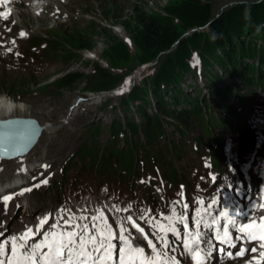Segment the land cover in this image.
Here are the masks:
<instances>
[{
  "label": "rangeland",
  "instance_id": "1",
  "mask_svg": "<svg viewBox=\"0 0 264 264\" xmlns=\"http://www.w3.org/2000/svg\"><path fill=\"white\" fill-rule=\"evenodd\" d=\"M61 3V7L58 9L61 11L60 18L49 17V15L37 18L32 12L21 13L20 18L25 22V26L34 30L35 37L49 38L54 37L53 34H55L66 42V45L73 47L78 55L71 60L60 58L55 63L56 58H50L47 61L44 59V52H40L37 65L29 66L26 70H8L7 68L3 71L0 70V97L5 96L21 103L29 109L27 111L30 115L32 114L45 124L51 125V128L44 133L36 150L26 159L33 163L37 158L50 159L54 162L56 169H60L76 149L89 139V133L86 131L89 125L98 122L101 124L102 131L99 136H96L101 143L111 137L110 125L114 117L111 111L114 110V105L116 107L115 117L118 116L122 122L127 124V122L137 121L143 125L144 118L136 108L139 102L134 104L135 112L125 113L122 107V98H120L121 94L112 96L109 93H113V91L120 93L126 88L140 85L145 78L148 79L159 67L163 56L171 53L173 48L174 50L178 48L182 38L192 36L202 39L205 31L201 30L209 27L210 20L213 19L212 16L218 17L225 12L234 14L235 16L229 23L232 25L237 20L249 21L253 17L252 14L264 18V0H215L211 17L199 24L192 23L200 16L203 6L199 3L192 4L190 0H62ZM130 5L160 12L166 17L169 26L176 25L172 33L174 36H180V39L163 52H149L144 46L141 31L133 28L135 32L130 34L121 25L112 26L111 21L106 18L107 12L112 17L115 6H117L116 13H129ZM66 15H68L67 18ZM56 19H59L60 22H57ZM92 20L94 24L98 25V28L94 30L98 34L94 36V49L90 51L83 49L75 40L74 37L77 34L74 29L77 28L78 32H90L89 25L92 24ZM113 20L114 22L119 21ZM196 31L199 32L195 34ZM43 41L45 40L42 39L41 42ZM45 53L47 54V49ZM216 70L225 74L222 67L216 66ZM78 75L81 77L79 81L75 79ZM114 82L118 84L112 89L90 90ZM188 82H191L192 85L195 83L202 85V87L205 84L204 78H200V76L196 78L190 75ZM186 84L187 81L184 83V88H187ZM91 96L96 98L89 100L88 97ZM78 97L85 98L86 102L82 103L83 106L80 104L75 108V111H72L69 107ZM157 109L159 110L157 105L150 104L147 107L149 113ZM62 121H66V123L63 124ZM126 127L129 129L128 125ZM168 129L171 131L173 127L170 126ZM201 132L199 127L195 128L192 136L201 135ZM141 134L145 141L143 128ZM172 137L177 139L179 133L173 134ZM185 141L191 143L192 148L194 147L195 141L191 136H187ZM117 145L125 146L123 137L119 138ZM184 148L187 149L185 158L177 157L175 159V156L171 158L168 152L166 154H168L167 159L169 157L172 159L174 167L179 173L182 172V166H185V173L188 175L194 164L200 165L203 161L207 149L200 146L198 153L196 148L194 150L188 146ZM12 165L13 161H0V169L4 173L0 177L5 178L12 174V170H10ZM124 166L131 170L130 163H124ZM76 167L74 168L75 173ZM115 173V169H112V176ZM91 176L95 177L96 175ZM68 178L73 179L69 176ZM179 180L180 178L177 179V181Z\"/></svg>",
  "mask_w": 264,
  "mask_h": 264
},
{
  "label": "trees",
  "instance_id": "2",
  "mask_svg": "<svg viewBox=\"0 0 264 264\" xmlns=\"http://www.w3.org/2000/svg\"><path fill=\"white\" fill-rule=\"evenodd\" d=\"M190 1L192 4L199 3L203 6V9L199 14L200 16L192 24H199L201 21H205L211 17V11L215 0ZM116 10L117 6L113 9L112 17L108 12L106 13V18L111 21V25H121L124 29L128 30L130 34L135 32L133 28H137L136 30L142 32L144 46L149 52H163L171 48L180 39V36H174L172 33V30L176 25L169 26L166 17L160 12L157 13L152 9L147 10L143 7L134 5L129 6V13H116ZM234 16V14L225 12L218 16L219 18L217 16L211 17L213 18L210 26L211 36L210 33H207L203 40H201L205 41L202 42L205 46L200 43V40L196 42L198 40L197 37H181L182 40H180L181 42L178 48L175 50L173 48L174 51L172 50L171 53L163 56L157 70L148 79L145 78L140 85H136L128 95L122 98V105L125 106L127 110L132 109V102L141 100L138 109L145 118L144 128L147 137V144L150 145L164 134L160 114L154 112V114L150 115L147 112L148 105L153 103V100L150 98L151 95L154 96L161 112L169 114L174 118L176 121V128L178 126L182 132H189L193 126V120H197L205 129V134L208 137H211L212 134L209 128V119L213 113V104L227 107L225 102L231 96H238V98L241 99L245 98L246 100H252L253 94L256 92L253 88L254 85L264 86V18H259L258 20L260 22H258V20H255V22L254 19H250L249 21L237 20L234 21L235 26H229V23L226 24ZM224 17H226L227 21ZM113 19L119 21L114 22ZM89 28L91 29L90 32L77 33V36L74 38L83 49L92 51L94 49L93 44L95 43L94 36L98 34V32L94 30L98 28V25L92 23L89 25ZM200 44L203 45L202 48L204 49H208V46L211 47L208 51H203ZM217 44L220 45L218 46ZM200 52L202 54H200ZM208 53H210V58L205 59L208 57ZM201 55H205L203 59L206 61L200 57ZM197 59H200L202 65H204V63L207 65L206 67L202 66V74H204L203 76L209 81V98H207V96L200 98L199 96L186 92L183 88V82L188 78V74H196L195 71L198 70L196 63ZM185 61L186 64L189 63V65L187 64L189 67H187ZM202 61L205 62L203 63ZM216 66L222 67V71H225V74L230 77L239 78L240 82H227V76L222 75L221 72L217 71ZM179 68L180 70H178ZM184 68L186 71H184ZM188 68H191L189 70L192 72L189 71ZM209 69L214 73H210ZM178 71L179 74L182 72V75H179ZM75 79L79 81L81 77L78 75ZM173 79L177 81H175V84ZM172 80L173 82H171ZM167 81H170V83ZM217 81H220V83H215ZM117 84V82H114L90 90H108L114 88ZM235 84L237 87H235ZM241 87H244L246 92L242 93L240 91ZM177 104H182L181 110L173 108V106L175 107ZM116 124L118 123L116 122L113 125L115 137H117L119 131L115 129ZM140 127L141 125L138 123H133L131 127L132 135L138 137V139H136L138 143L133 144L127 138V147L125 149H114L115 146L111 145V155L104 157L106 159L105 162H108V159L115 155L117 160L122 164V168L125 167L124 163H130V166H132L135 154L139 153V148L142 147L139 145V142L142 143L139 134ZM83 151L86 154H91L93 158L97 159L99 147H91L87 144L83 146Z\"/></svg>",
  "mask_w": 264,
  "mask_h": 264
},
{
  "label": "snow or ice",
  "instance_id": "3",
  "mask_svg": "<svg viewBox=\"0 0 264 264\" xmlns=\"http://www.w3.org/2000/svg\"><path fill=\"white\" fill-rule=\"evenodd\" d=\"M0 2L7 3L8 0H0ZM0 16L7 19L3 12H0ZM12 43L15 44V41ZM21 171H26V169H21ZM47 183L48 180L44 179L34 187L39 188L41 184ZM30 191L32 188H26L17 195H23L24 192ZM12 198L11 195L0 198L4 203L5 211ZM203 203V201L200 202L201 206ZM178 204L180 201L174 202L172 209L174 215L168 218L172 221L168 228L173 233L174 238L179 239L180 233L175 227V223L177 220L183 221L185 229L184 252L181 254L190 255L196 264H211L213 252L217 251L221 255L233 257L231 251H226L223 247L218 248V244L235 248L237 242H240V249L235 253V256H245L249 252L243 246L245 238L249 242L259 241V247L264 249V217H261L259 222L249 218L246 222L237 224L236 221L243 213L238 211L230 214L228 209L224 208L212 216L209 223L203 219V214L210 213H206V210L201 207L200 211L193 216V227L190 229L187 217L175 215V207ZM216 204L218 201L214 199L209 207ZM183 208L187 210L189 205L184 203ZM59 211L58 217L49 214L42 218L35 226V231L33 228H27L22 234L0 239V264H180L175 255H169V251L174 253L178 249L173 246V241L168 238L167 231L164 235L156 237L157 243L145 235L144 238L152 252V256L147 257L142 247L133 246L132 233L122 224L119 227V235H116L112 225L107 222V217L104 216L103 211L97 209L99 215L90 218L91 226L89 223L76 222L85 221L89 219L88 217H77L63 208ZM145 218L144 216L140 217V219ZM221 218H224L223 225H221ZM50 219L54 222L49 225L48 230L42 232ZM128 220L131 221L132 217L129 216ZM133 226L139 232H144V229L139 228L134 221ZM159 227L157 225V228ZM233 232L235 233L234 238ZM0 236H3V233H0ZM37 236L40 239L37 240ZM205 236H208V239L205 240ZM117 243L119 250H117ZM250 252L256 253L257 247H252ZM252 259L255 264H261V260L264 259V250L259 252V258L253 257ZM249 264L252 262L249 261Z\"/></svg>",
  "mask_w": 264,
  "mask_h": 264
},
{
  "label": "water",
  "instance_id": "4",
  "mask_svg": "<svg viewBox=\"0 0 264 264\" xmlns=\"http://www.w3.org/2000/svg\"><path fill=\"white\" fill-rule=\"evenodd\" d=\"M44 129L33 117L0 119V155L13 158L27 154Z\"/></svg>",
  "mask_w": 264,
  "mask_h": 264
},
{
  "label": "bare ground",
  "instance_id": "5",
  "mask_svg": "<svg viewBox=\"0 0 264 264\" xmlns=\"http://www.w3.org/2000/svg\"><path fill=\"white\" fill-rule=\"evenodd\" d=\"M252 20L254 19V21L255 20H258L260 17L257 15V14H252ZM219 18V17H218ZM225 18V20H226V17H224ZM223 18V19H224ZM224 20V21H225ZM227 21V20H226ZM225 21V22H226ZM211 22H212V20H210V23H209V27H206V28H203V30H201L202 32L203 31H205V34H207V33H210V36H211V29H210V26H211ZM224 22V23H225ZM256 22V21H255ZM258 22H260L259 20H258ZM228 23H230V21L229 22H227L226 24H228ZM254 23V22H253ZM206 24V23H205ZM202 26V25H201ZM229 26H235V24H229ZM253 26V25H252ZM258 26V25H257ZM256 26V27H257ZM225 27H226V25H225ZM225 27H224V29H225ZM238 27V26H237ZM240 27V26H239ZM258 28V27H257ZM253 29L255 30V28L253 27ZM259 30H260V26H259ZM258 30V31H259ZM197 32H199V31H196L195 32V34L197 33ZM251 32V31H250ZM260 32V31H259ZM228 33H230V32H228ZM194 34V35H195ZM202 35L203 36V38H204V36H206V35ZM232 34H234V33H232ZM236 34V33H235ZM193 35V36H194ZM229 36V35H228ZM231 37V36H230ZM233 37V36H232ZM203 38L201 39V38H198V40L196 41V42H198L199 40L201 41V40H203ZM264 38V37H263ZM240 39V38H239ZM187 42V41H186ZM202 42H205V41H201L200 43H202ZM258 42V41H257ZM202 44H204V43H202ZM260 44H262V43H260ZM215 45V44H214ZM218 45V44H217ZM220 45V44H219ZM218 45V46H219ZM202 46L203 45H201L200 44V47H201V49H203V51L204 50H206V51H208L209 49H210V47L208 46V49H204V48H202ZM204 46H205V44H204ZM223 46V45H222ZM207 47V46H206ZM215 47H216V45H215ZM217 48V47H216ZM213 51V50H212ZM217 51V50H216ZM207 53V52H206ZM200 54H202L201 52H200ZM209 54L210 53H208V57H206L205 59H207V58H210V56H209ZM212 55V54H211ZM202 59H203V57H205V55H201L200 56ZM205 59H203V60H205ZM206 61V60H205ZM204 61V62H205ZM209 61V60H208ZM188 62V61H187ZM203 62V61H202ZM203 62V63H204ZM208 63V62H207ZM183 64H184V62H183ZM185 64H186V61H185ZM185 64H184V66H185ZM188 65H189V63H187ZM186 64V65H187ZM221 64V63H220ZM187 65V67H189ZM243 65V64H242ZM203 66H207V65H205V63H204V65ZM181 67V66H180ZM245 67V66H244ZM248 67V66H247ZM183 68V67H182ZM187 69V68H186ZM189 69H191V68H188V70ZM208 69V68H207ZM225 69V68H224ZM178 70H180V68L178 69ZM192 70H194V69H192ZM195 70H197V69H195ZM211 69H209V71H210ZM212 70H213V68H212ZM219 70V69H218ZM264 70V69H263ZM184 71H186L185 70V68H184ZM183 71V72H184ZM189 71H191V70H189ZM192 72V71H191ZM195 72H197V71H195ZM203 72H204V70H203ZM213 71H210V73H212ZM214 73V72H213ZM178 74H179V71H178ZM190 74V73H189ZM208 74V73H207ZM179 75H182V72L179 74ZM178 75V76H179ZM187 75V74H186ZM204 75V74H203ZM211 75H213V74H211ZM218 75V74H217ZM185 76V75H184ZM183 76V77H184ZM167 77H169V76H167ZM179 77H181V76H179ZM194 77V76H193ZM171 79V78H170ZM181 79V78H180ZM182 79H184V78H182ZM194 79V78H193ZM193 79H191V80H193ZM174 80V79H173ZM173 80L171 81V82H173ZM175 81L176 80H174V84H175ZM181 81V80H180ZM180 81H178V82H180ZM202 81V80H201ZM168 82V81H167ZM177 82V81H176ZM197 82V81H196ZM168 83H170V81L168 82ZM204 83V82H203ZM173 84V83H172ZM196 84V83H195ZM199 85V84H198ZM200 86V85H199ZM178 89V88H177ZM119 91H116V92H114L113 91V93H109L110 95L111 94H114V93H118ZM108 95V94H107ZM163 96V95H162ZM89 98V100H94V98H96V97H88ZM95 100H97V99H95ZM153 108V107H152ZM27 110H29L28 108H25L21 103L19 104V103H17V102H15V101H13L12 99H8V98H6L5 96H1L0 97V119H7V118H12V117H23V116H33V117H36V116H34V115H30V113H29V111H27ZM31 111H32V109H31ZM24 114V115H23ZM40 114V113H39ZM40 117V116H39ZM42 117V116H41ZM35 119H37L38 121H40V118L38 119L37 117L35 118ZM41 126L43 127L44 126V124H42L41 123ZM49 126H51V125H49Z\"/></svg>",
  "mask_w": 264,
  "mask_h": 264
}]
</instances>
